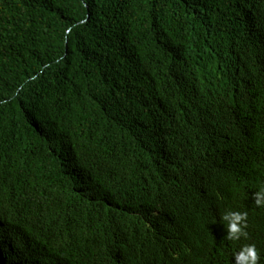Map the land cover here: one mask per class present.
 <instances>
[{
    "label": "trees",
    "instance_id": "obj_1",
    "mask_svg": "<svg viewBox=\"0 0 264 264\" xmlns=\"http://www.w3.org/2000/svg\"><path fill=\"white\" fill-rule=\"evenodd\" d=\"M261 188L264 0H0V264H264Z\"/></svg>",
    "mask_w": 264,
    "mask_h": 264
},
{
    "label": "clouds",
    "instance_id": "obj_2",
    "mask_svg": "<svg viewBox=\"0 0 264 264\" xmlns=\"http://www.w3.org/2000/svg\"><path fill=\"white\" fill-rule=\"evenodd\" d=\"M243 118H241V115H238L236 118L230 116L228 119V122L236 127L237 133L242 136L246 133L249 135L253 129L249 121H242ZM224 183V180L218 182L221 189H224ZM214 196L218 197L219 201H222L224 197V195ZM253 199L258 207L264 208V188L256 192ZM192 219L193 217L189 219L190 230L193 227V225L191 226V222L194 224ZM221 220L227 225L226 239L229 241H239L241 237L247 238L248 233L245 230L247 227V213L227 212L221 216ZM223 236L224 234L218 231L217 226L206 223L203 235L195 237L196 241L204 245L206 249L199 256L189 251V262H185L184 264H233L231 262L232 259L234 264H258L260 257L254 245H247L239 250V246H237L238 242L228 243Z\"/></svg>",
    "mask_w": 264,
    "mask_h": 264
}]
</instances>
